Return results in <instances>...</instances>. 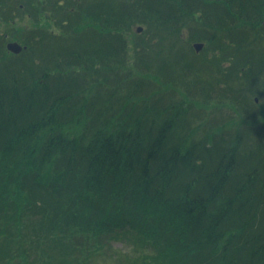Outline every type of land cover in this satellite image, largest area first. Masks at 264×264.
I'll list each match as a JSON object with an SVG mask.
<instances>
[{
  "label": "trees",
  "instance_id": "16d2710c",
  "mask_svg": "<svg viewBox=\"0 0 264 264\" xmlns=\"http://www.w3.org/2000/svg\"><path fill=\"white\" fill-rule=\"evenodd\" d=\"M69 2L0 32V264H264V0Z\"/></svg>",
  "mask_w": 264,
  "mask_h": 264
},
{
  "label": "rangeland",
  "instance_id": "374dc122",
  "mask_svg": "<svg viewBox=\"0 0 264 264\" xmlns=\"http://www.w3.org/2000/svg\"><path fill=\"white\" fill-rule=\"evenodd\" d=\"M64 3V0H62ZM28 0H13L11 3L12 11H13V18L9 17L7 19L3 18V16L0 15V32H15V34H9L10 36H16L19 37V35H27V30L30 28L31 23L34 21H37L36 14H38V11H41L39 8V5H30L27 3ZM75 0L73 2H69L68 5H71L72 9L75 5ZM83 3V2H82ZM29 6V7H28ZM61 23L59 22V25ZM65 24H68V21H65ZM61 30V29H59ZM7 36V35H6ZM13 38V37H12ZM15 38V37H14ZM8 41H14L13 39ZM257 99V98H255ZM113 247H116L118 249H121L124 251L126 249V246L121 243L120 240H113L112 241ZM127 252H122L120 254H125ZM129 257V256H128ZM98 261V260H97ZM96 261V262H97ZM121 259L116 261L115 258L111 259V261H106L104 264H121ZM96 264H102L101 262Z\"/></svg>",
  "mask_w": 264,
  "mask_h": 264
},
{
  "label": "water",
  "instance_id": "95a60500",
  "mask_svg": "<svg viewBox=\"0 0 264 264\" xmlns=\"http://www.w3.org/2000/svg\"><path fill=\"white\" fill-rule=\"evenodd\" d=\"M142 29H143L142 26H138L136 28V31L140 32L142 31ZM202 46H203V43L201 42H195L193 44V47L195 48L196 51H199L202 48ZM7 48L12 52H19L22 49V46L16 41H12V42L7 43Z\"/></svg>",
  "mask_w": 264,
  "mask_h": 264
}]
</instances>
